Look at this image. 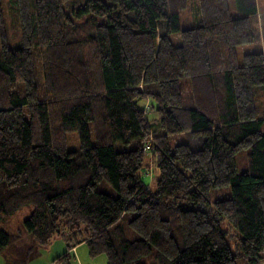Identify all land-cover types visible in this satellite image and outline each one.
Listing matches in <instances>:
<instances>
[{
  "label": "trees",
  "instance_id": "1",
  "mask_svg": "<svg viewBox=\"0 0 264 264\" xmlns=\"http://www.w3.org/2000/svg\"><path fill=\"white\" fill-rule=\"evenodd\" d=\"M13 1L18 44L0 0V255L24 231L30 253L61 239L107 264L264 263V51L237 59L263 40L257 0H196L186 28L191 0Z\"/></svg>",
  "mask_w": 264,
  "mask_h": 264
},
{
  "label": "rangeland",
  "instance_id": "2",
  "mask_svg": "<svg viewBox=\"0 0 264 264\" xmlns=\"http://www.w3.org/2000/svg\"><path fill=\"white\" fill-rule=\"evenodd\" d=\"M258 8H259V19H260V29L262 31V37L263 40L259 44H252V45H243L237 48V59L238 62L241 64L244 54L256 51L258 49H261L264 51V0H257ZM189 9L184 13V16H187L191 19L190 23H185L183 14L181 16V28H186L190 26H195L199 23L200 16L198 15V5L196 0H191L189 3ZM18 11H17V4L13 0H3V14L6 20L7 28H8V35L10 38V41L13 44H18L20 40V29L18 28ZM172 41L175 45L181 44L180 36L172 35L171 36ZM152 104L151 101L145 103V107L149 108ZM147 117L150 121L151 128L154 132L160 131V121L158 114H156L154 111H149L147 113ZM179 142H182V138H178ZM68 143L72 147H78L79 141L76 136V134H69L68 135ZM92 143H95V140L92 138ZM127 145L122 144L121 142L116 144V150H122L124 148H127ZM237 163L239 167L242 169L246 163V153L243 152L237 156ZM145 167L139 172L142 176V179L145 183L151 186V189H156V179L159 177V170L156 168L153 157L151 154L146 155V161H145ZM97 190L100 192H105L109 194H115V190L113 186L107 182L102 181L98 184ZM213 191L212 192V198L213 201L216 199L217 196L225 197L223 192ZM30 213V210L28 208H24L21 212L17 213L10 221H9V227L12 229L13 233H16L19 230V227L21 226L22 221L27 218L28 214ZM221 227L226 230L227 233V241L230 247L232 248V251L235 253L236 248L238 245L239 240L236 237V232L234 229L228 226V223L226 221H222L220 223ZM23 238L17 241L16 243L12 244L11 247L7 250H5L3 256L0 255V260L4 262V258H6L10 264L14 263V259L16 257H19L21 259H24L25 257L29 256L30 254V260L32 261L28 264H34L33 260L36 259V253L35 251H32L31 253L27 251L28 243L31 244L30 237L26 234V232H22ZM63 241V240H62ZM64 242V241H63ZM84 249H88V246H85ZM88 258L92 261L90 264H107V257L105 255H98L96 257L88 255ZM72 264V263H71ZM84 264L86 262L84 261ZM238 264H242L240 260L238 261ZM264 264V263H262Z\"/></svg>",
  "mask_w": 264,
  "mask_h": 264
},
{
  "label": "crops",
  "instance_id": "3",
  "mask_svg": "<svg viewBox=\"0 0 264 264\" xmlns=\"http://www.w3.org/2000/svg\"><path fill=\"white\" fill-rule=\"evenodd\" d=\"M87 244L82 243L75 248L69 250L65 243L61 239H56L49 246L46 248H41L36 253V259H34V264H53V261L63 257L66 254L70 256V263L69 264H90L92 261L88 258V249H84ZM33 259V258H32ZM30 260V262L32 261ZM29 262V263H30ZM0 264H4L0 260Z\"/></svg>",
  "mask_w": 264,
  "mask_h": 264
}]
</instances>
